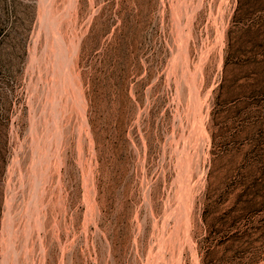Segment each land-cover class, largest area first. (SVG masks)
<instances>
[{
    "label": "rangeland",
    "instance_id": "1",
    "mask_svg": "<svg viewBox=\"0 0 264 264\" xmlns=\"http://www.w3.org/2000/svg\"><path fill=\"white\" fill-rule=\"evenodd\" d=\"M0 264H264V0H0Z\"/></svg>",
    "mask_w": 264,
    "mask_h": 264
}]
</instances>
